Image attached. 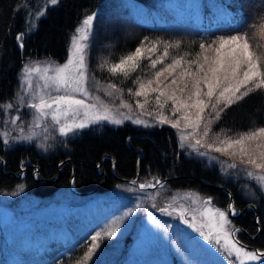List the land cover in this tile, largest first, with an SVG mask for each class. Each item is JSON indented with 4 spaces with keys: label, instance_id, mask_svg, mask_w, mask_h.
I'll return each mask as SVG.
<instances>
[{
    "label": "rangeland",
    "instance_id": "374dc122",
    "mask_svg": "<svg viewBox=\"0 0 264 264\" xmlns=\"http://www.w3.org/2000/svg\"><path fill=\"white\" fill-rule=\"evenodd\" d=\"M43 1L49 4L48 0ZM146 5L134 0H103L75 25L68 42L67 55L62 61L49 58L24 60L16 76V90L11 101L0 103V142L10 146L16 142L33 141L39 151L45 152L61 146L67 136L76 133L79 129H73L66 135H62L59 127L66 123L84 122L87 126L119 125L109 120H120L121 123L128 122L135 126H152L153 123L162 124L160 118L163 115L168 120L163 124L171 127L172 122L179 119V127H172V129L184 155L197 156L204 163L234 179L240 177L251 179L247 176L248 171L264 174V169H256L251 164L242 163V159L246 160L247 157H241L238 154L239 146L228 148L226 152L214 151L215 147H227L220 141L229 138L237 139L241 133L261 127L242 132H225L215 126L216 113L224 107L225 101L221 100L215 109L211 107V104L216 103V96L222 88L217 89L212 100L209 101V98L203 95L207 92L202 79L204 73L197 72L199 64H204L205 71L209 66L204 62V56L210 58L209 63L212 58H215L216 53L212 49L202 50L201 55L194 59L196 63L190 64L189 59L177 58L181 59V65L175 69L173 75L169 76L165 72L159 78L161 88L168 85L165 89L166 95L160 97V103L164 104V108H160L156 101L159 92L147 90L146 96L134 95L141 82L145 83L146 88H156L155 75L141 78L134 90L127 94L111 81L103 80L93 73L96 66L100 67L103 55L101 50L104 51L105 46L109 44L107 40L112 38L114 31L120 32L119 28L130 22L144 25L160 24L200 35L217 27L213 24L205 25L202 22L199 0H146ZM42 7L38 11H41ZM147 7L151 10L148 11ZM38 11L29 18L31 22L38 15ZM150 11L152 13H148ZM89 15L93 16L91 29L87 33L88 39L83 41L86 45L83 53L86 65L84 87L89 95L85 97L80 93L64 89L56 92L52 88L47 90V94H69L77 99H84L86 104L97 106L74 108L67 117L61 116L59 124L53 122L50 117L37 121L34 110L28 105L34 102L35 93L40 91L38 86H43L45 81L39 78L43 75L42 71L39 75L26 76V70L34 66L43 69L45 66L64 64L73 51L72 41L77 28L83 27L82 21ZM227 37L229 36L214 38L208 45L215 48L217 43L214 42ZM167 65L162 66L160 70ZM185 70L197 73V76L185 75L181 78V73ZM48 75L51 76L52 73L49 72ZM197 78H201L199 99H203L209 107L205 108L200 127L194 132L191 127H185L182 117L188 114L194 119L197 109L179 108L177 111L173 108V101L168 99V96L175 93L179 101L191 104L197 99L192 95L195 92L193 82ZM172 79H176L175 84L170 83ZM149 80L153 82L147 86ZM29 81L31 87H29ZM180 88L185 90L181 92ZM244 90L241 89V92ZM41 94L45 93L41 92ZM93 97H98L99 102ZM100 103L109 109L107 113ZM122 103L128 104L129 107H122ZM138 104H143L144 107H138ZM104 115H108L109 120L96 119L97 116ZM14 118H18L15 124L12 123ZM209 120L214 122L210 125L208 135L204 136V127ZM182 134L188 135V139L182 141ZM197 139L201 140L200 145L195 143ZM258 142H264V140L246 141L245 146L258 154L259 149H256ZM209 144H212L213 148H209ZM234 151L237 154L234 155ZM232 164L236 167H230ZM252 179L264 191V186L256 179ZM133 181L122 182L101 193L95 191L75 193L70 186H62L53 193L42 196L27 192L22 184H17L11 191H0V255H4L3 261L6 264H34L36 260L33 261L30 258L35 252H43L44 246H49L50 243L58 245L61 242L62 249L71 248L73 241L79 238L82 232L84 235L91 230L89 239L100 234L99 246L92 253L93 262L87 261L86 264H108L115 258L118 259V264H234V256H229L226 250L214 242V239L205 240L200 234L219 231L220 222L215 215L216 210L225 211L228 220L225 228L231 232L227 208L216 207L211 202V198L204 197L191 189H170L160 183L155 185L157 187H154L155 190H148V187L140 188V185H152V182L143 183L135 179ZM161 203V208L157 210L159 213L155 212V206ZM75 216L79 219H75ZM149 216L153 219L150 220ZM113 228L114 236L105 235ZM221 243L223 244V241ZM238 244L244 246L246 251H255L239 242ZM245 264H264V261H245Z\"/></svg>",
    "mask_w": 264,
    "mask_h": 264
},
{
    "label": "trees",
    "instance_id": "16d2710c",
    "mask_svg": "<svg viewBox=\"0 0 264 264\" xmlns=\"http://www.w3.org/2000/svg\"><path fill=\"white\" fill-rule=\"evenodd\" d=\"M102 1L58 0L52 5L43 0H0V103L11 101L16 90V76L24 60L62 61L75 25ZM134 1L146 5V0ZM41 6L45 14L36 15L31 22L29 18ZM199 12L205 25L217 27L200 35L160 24L130 22L121 26V31H114L112 38L107 40L109 44L101 50L100 67L96 66L93 73L128 94L141 78L154 75L174 59H197L202 53L201 44L206 46L214 38L234 34L249 38L264 70V35L260 30V25L264 24V0H199ZM21 33L23 47H18L17 36ZM142 43L145 51L135 71L124 76L113 75L108 70L111 64L134 52ZM153 45L155 51H147ZM166 45L168 54L165 56ZM157 58L162 63L151 67V61ZM221 109L215 126L225 132L264 127V88ZM124 179L153 184L163 180L162 185L170 189H191L211 198L218 208H226L231 203L237 215L228 217L231 228L236 225L237 240L251 250L256 248L264 252V191L252 178L225 176L199 157L184 155L169 125L135 126L128 122L89 125L67 136L61 146L45 152L39 151L33 141L10 146L0 142V191H11L22 184L27 192L42 196L62 186H70L75 193H101L126 182ZM155 188L148 187V190ZM161 206L162 203L155 206V212ZM75 219H79L78 216ZM90 232L84 235L82 232L71 248L62 249L61 242L58 245L50 243L30 259L36 260L34 264H83L91 245ZM3 256L0 255V264H6ZM93 260L91 255L88 261ZM108 264H118V259Z\"/></svg>",
    "mask_w": 264,
    "mask_h": 264
},
{
    "label": "snow or ice",
    "instance_id": "6c2138e0",
    "mask_svg": "<svg viewBox=\"0 0 264 264\" xmlns=\"http://www.w3.org/2000/svg\"><path fill=\"white\" fill-rule=\"evenodd\" d=\"M48 2L52 5L58 3V0H48ZM45 13L42 11H38V15L42 16ZM93 20V16H87L83 21V27H79L76 30V35L73 37L72 47L73 51L69 54L68 60L62 64L57 66H45L41 69L39 66H34L27 68L25 75H39L41 71L43 75H40L39 78L45 83L43 86H38L40 91L35 93L34 102L29 104L28 106L32 108L36 114L37 121L50 117L51 120L57 124L60 123L61 116L67 117L70 112L74 108H95L97 105L95 104H86L84 99H77L72 95L64 94V95H50L47 94V90L52 88L56 92H60L61 89L65 91L71 90L72 92L80 93L87 97L89 93L84 87V82L86 81V65H85V57H84V48L86 45L83 41L88 39L87 33L91 29V22ZM261 35H264V24L260 25ZM17 40L20 42V47H23V33L17 36ZM217 43V47L212 48V45L205 46L204 44L200 45L202 50L212 49L216 56L211 59L208 56H204V62L208 63L209 66L207 70L204 69V64H199L197 68V72H203L204 75L202 77L204 85L207 87V92L203 93V95L209 98V101L212 100L214 92L217 89H221L219 91L218 96H216V103L211 104V107L215 109L218 104L221 103V100L225 101L224 106L227 107L242 99L244 96L249 93L264 88V70H262L259 62V58L256 57L255 53L252 50V45L249 42V38L243 34L231 35L227 38H221ZM167 45L165 47L164 55L167 53ZM156 46L153 45L151 48H148L147 51L154 52ZM145 51V46L143 43L140 47H137L134 52L129 55L122 57L119 62L111 64L109 66V71L116 75L118 73L123 74L124 76H128L131 72L135 71L139 67V61L143 57ZM200 54H198L199 57ZM197 61H189V63H196ZM157 63H162L160 58L151 61V67L155 68ZM181 65V59H174L171 64H168L164 68L155 72V77L157 80L156 88H146L145 83L141 82L139 84V89L135 91L134 95L136 96H146L147 90L152 92H159V96H157L156 101L159 104L160 108H164V104L160 103V97L165 96V89L168 85H164L163 88L160 86L159 78L167 72L169 76H172L175 72V69ZM51 72L52 75H48ZM242 73V74H241ZM185 75L189 76H197V73H193L190 70H185V72L181 73V78ZM167 79V77H165ZM152 80L147 81V86L152 84ZM29 87H31V82L29 81ZM171 84L176 83V79H172L170 81ZM201 78H197L193 82V88H195V92L192 94L197 99L193 100L191 104H188L185 101H179L175 96V93L168 96V99L173 101V108L175 110H179V108H196L197 112L195 114V118H191L188 114H185L182 119L185 121V127H191L193 131L200 127V123L202 120V114L206 107H209L208 103H205L203 99H199L201 95ZM109 87H114L113 85H109ZM187 87V85H185ZM241 89H245L241 92ZM185 89L180 88V91L183 92ZM41 92L45 94H41ZM237 93H240L237 95ZM99 102L98 97H93ZM191 99V97H189ZM178 105V107H177ZM100 106L104 108V111L107 113L109 109L100 103ZM122 107H129L128 104L122 103ZM138 107L143 108V104H138ZM11 107V105H8ZM220 109L216 113V119L219 118ZM16 119L12 120V123L15 124ZM97 120L105 119L109 120L108 115L97 116ZM111 123H121L120 120H109ZM139 122V121H137ZM161 123L168 122L167 117L161 115L160 118ZM213 120H209L204 127V136L208 135V131L210 129L211 123ZM39 126V125H37ZM87 127V124L84 122L80 123H66L60 125L59 132L62 135H66L68 132L73 131V129H82ZM172 127H179V119L172 122ZM190 135V134H189ZM188 135H181V140H187ZM254 140H264V127L256 129L254 131H249L246 133H241L237 139H227L224 141H220L221 144H226L227 147H215L214 151L217 152H226L228 148H232L233 146H239V155L241 157H247L246 160L242 159V163L251 164L256 169H264V142H258L256 144V149H259L258 154L255 150H251L245 146L246 141H254ZM6 142V141H5ZM197 145L201 144V140L197 139L195 141ZM209 148H213L212 144L208 145ZM233 154H237L235 151ZM258 155V159H257ZM230 167L235 168L236 165L232 164ZM247 176L250 178L256 179L262 186H264V174L253 173L252 171L247 172ZM135 183V181H133ZM159 183V181H157ZM150 185L141 184L140 188H145ZM205 203H209V201H205ZM231 208V206H229ZM166 211V209H164ZM215 215L219 218V231L217 232H209L208 234H204L201 232L200 234L203 236L205 240H213L217 245H220L224 250L228 252L229 256L235 257L234 264H245V261H264V252L261 251H246L244 246H239L238 241L234 240L232 237L234 233L228 231L225 228V225L228 223L227 216L225 211L216 210ZM150 220L153 217H148ZM108 237L115 235V229H111L105 233ZM100 239V234L93 236L91 238V245L89 246L87 252L84 255L83 261L84 264L91 258L94 250L99 246L98 240ZM223 241V244L221 243Z\"/></svg>",
    "mask_w": 264,
    "mask_h": 264
},
{
    "label": "water",
    "instance_id": "95a60500",
    "mask_svg": "<svg viewBox=\"0 0 264 264\" xmlns=\"http://www.w3.org/2000/svg\"><path fill=\"white\" fill-rule=\"evenodd\" d=\"M16 45L18 46V47H20V42H17L16 43ZM125 181H127V182H132L133 180H130V179H124ZM164 181L163 180H161V181H159V183H154V184H152V185H150V186H148V187H155V185H159L160 183L162 184ZM229 206H231V208L229 207ZM227 213H228V216L231 218V217H234V216H236L237 215V213L236 212H234V210H233V208H232V204L231 203H229L228 205H227ZM232 233H234V231L236 230V225H233L232 226ZM233 238L235 239V240H237V238H236V236H235V234L233 235ZM239 243H241V244H243L240 240H237ZM253 250H255V251H259V250H257L256 248H254ZM262 252V251H261Z\"/></svg>",
    "mask_w": 264,
    "mask_h": 264
}]
</instances>
